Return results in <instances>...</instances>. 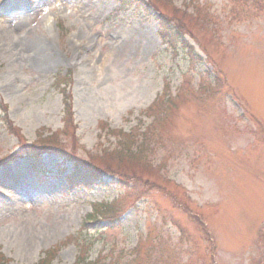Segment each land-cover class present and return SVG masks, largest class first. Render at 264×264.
Segmentation results:
<instances>
[{
  "label": "rangeland",
  "instance_id": "obj_1",
  "mask_svg": "<svg viewBox=\"0 0 264 264\" xmlns=\"http://www.w3.org/2000/svg\"><path fill=\"white\" fill-rule=\"evenodd\" d=\"M170 1L208 58L197 45L194 60L163 45L157 14L172 18L174 7L162 1L0 0V252L12 264H36L57 246L51 264H126L156 229L142 264L155 249V264H210L212 249L215 264H264V0ZM47 39L57 59L48 69L11 60L10 50L29 52L24 40ZM64 85L75 128L62 136ZM162 94L166 103L145 118ZM41 131L57 132L68 158L44 154L39 179L27 153ZM126 143L139 159L124 157ZM75 160L95 164L86 187L70 180ZM118 174L146 182L125 185Z\"/></svg>",
  "mask_w": 264,
  "mask_h": 264
},
{
  "label": "trees",
  "instance_id": "obj_2",
  "mask_svg": "<svg viewBox=\"0 0 264 264\" xmlns=\"http://www.w3.org/2000/svg\"><path fill=\"white\" fill-rule=\"evenodd\" d=\"M122 1L125 2V3H131L133 1H136V3H138L139 0H122ZM156 1L157 2H161L160 0H156ZM161 17H162L161 18L162 19L161 20V23L162 24H160V25L162 27V34H161V36L163 38V42H165V40H169V39H170L171 42L177 41V37L178 36H182V34L179 31L180 30H185V27H184L185 23H184V21L188 18L187 15L184 13V16H183L182 19H178L177 18L175 20L176 21V23H175L176 32L174 33V35H175L174 38L172 37V35H168L169 32H170V30H168L165 27L166 19L163 16H161ZM182 21H183L184 25H183ZM163 28H164V31H165L164 34H163ZM168 44H169V42H168ZM67 99L68 98L66 97V100ZM66 104H67V102H66ZM3 109H4V113H6L7 112L6 111V107H3ZM65 112H66L65 117H64L65 131H68L67 129L69 127H71V125H72V115H71L72 112H71L70 105L67 104V107L65 108ZM9 129L11 130L12 128L9 126ZM65 131H63L62 133H65ZM17 133L19 134L18 131H17ZM56 141H57V137L56 136L53 137V138H49V139H47V138L46 139H39L37 143L40 146V148H37V147L34 146L31 149V151L27 153L28 155H30L34 159V167L37 169V173H40V174L42 173V170H41V165L42 164H41L40 159L38 158V156H39L38 154L40 152L47 150L48 147H49V148H53L52 149L53 152H58L60 154H64V150H65L64 147L62 145H60L58 142H56ZM23 144H25V141H24L23 138H21V145L23 146ZM23 147H26V146H23ZM124 148L126 149V152H127V153H125V156L124 157H129V158L133 157L135 159H139L138 158V155H132L134 153L130 150V148L128 146H126ZM144 165L149 168V166L146 165L145 162H144ZM95 175L96 174H95V172H94V170L92 168L86 166L85 164L84 165H80L79 163H77L76 168L73 171L72 179L73 180L75 179L74 181H78L80 183H83V184H86L87 185L89 183L90 179L91 180L92 179L95 180V178H94ZM136 180L141 181L140 179H136ZM154 186H155L154 184H151V187H154ZM109 208H111V207H109ZM119 263H120V259L119 260H115L114 259L113 264H119ZM133 263H134V259L131 260L127 264H133ZM0 264H8V263H7V261L3 257H1L0 258Z\"/></svg>",
  "mask_w": 264,
  "mask_h": 264
},
{
  "label": "bare ground",
  "instance_id": "obj_3",
  "mask_svg": "<svg viewBox=\"0 0 264 264\" xmlns=\"http://www.w3.org/2000/svg\"><path fill=\"white\" fill-rule=\"evenodd\" d=\"M19 26H15L14 29L18 28ZM132 35L136 36L138 34L137 29H132L130 30ZM6 36V35H5ZM10 37V36H7ZM27 41L29 40H24L22 42L21 47L29 52L23 51V53H15L12 50L11 52V60H17L19 57V61L22 62H31V66H37L38 68H46L48 69L50 65L56 63L57 59L55 58V55H52L53 52V46L49 44L48 42L49 39L46 41L40 42L38 41H33L31 44H29ZM34 49H33V48ZM77 50V49H75ZM26 59V60H25ZM25 198V197H24ZM26 199V198H25ZM24 202L23 197L20 198V202Z\"/></svg>",
  "mask_w": 264,
  "mask_h": 264
}]
</instances>
